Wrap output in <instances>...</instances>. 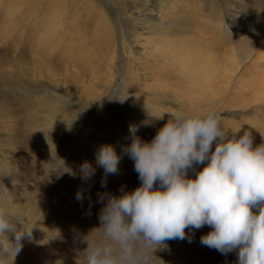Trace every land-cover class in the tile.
Masks as SVG:
<instances>
[{
	"label": "rangeland",
	"instance_id": "374dc122",
	"mask_svg": "<svg viewBox=\"0 0 264 264\" xmlns=\"http://www.w3.org/2000/svg\"><path fill=\"white\" fill-rule=\"evenodd\" d=\"M184 49L219 60L208 81L178 64ZM211 109L230 135L264 142V0H0V198L22 205L23 240L54 233L63 263L81 260L80 237L100 226L108 198L141 183L127 154L105 178L101 145L121 143L119 154L131 128L150 141L171 113ZM185 231L191 239L165 241L155 264H236V251L201 243L210 226Z\"/></svg>",
	"mask_w": 264,
	"mask_h": 264
},
{
	"label": "clouds",
	"instance_id": "9594fccd",
	"mask_svg": "<svg viewBox=\"0 0 264 264\" xmlns=\"http://www.w3.org/2000/svg\"><path fill=\"white\" fill-rule=\"evenodd\" d=\"M130 132L131 143L119 154L114 145H101L96 164L106 178L119 171L127 154L141 183L108 198L100 226L80 237L86 245L80 264H155V251L165 241L191 239L185 229L205 225L211 231L201 236L203 245L225 254L236 251V264H264V142L254 146L251 131L230 135L215 109L171 113L150 141L135 128ZM198 165L204 167L190 177ZM81 171L87 178L95 168L86 161ZM16 222L0 209V264H15L23 237L30 234ZM13 234L15 241L9 239Z\"/></svg>",
	"mask_w": 264,
	"mask_h": 264
},
{
	"label": "bare ground",
	"instance_id": "6f19581e",
	"mask_svg": "<svg viewBox=\"0 0 264 264\" xmlns=\"http://www.w3.org/2000/svg\"><path fill=\"white\" fill-rule=\"evenodd\" d=\"M150 16H153V14H150L149 16L144 17L145 19L144 18L143 19L148 21L150 19ZM147 21L145 23H147ZM188 49L178 51V57H179L178 64H181L184 67V69L188 68V70L192 73L191 79L193 83H204L205 80L208 81L211 74L215 72L214 69H212V65L213 68L217 67L219 65V60L215 57V55H213V58L211 59L208 57H202L201 54L197 52H196L197 56L195 57L194 56L195 52L192 54ZM159 98L161 99L162 95H160ZM114 143L115 142H113L112 145L116 146L118 149L122 145L121 143H115V144ZM15 181L17 180L15 179ZM6 195L8 194L6 193L2 198H0L1 199L0 209L3 208L4 211L7 210L10 213V215L12 214V209L16 211V214L18 216V218L16 217V221L19 224L21 223L23 218H25L24 217L25 211L22 210L23 208L22 205H19L20 203L9 202L8 197ZM56 227L57 225L54 223L50 225L49 230L52 231ZM33 234L34 236L30 239L31 241L23 240L22 242L23 247L15 257V264H65L63 263L65 262V259H62V257H59L57 254L58 249L57 246L55 245L56 239L52 237L54 233H49L48 230L44 232L35 230ZM52 239H54V242H52ZM24 247L26 249L29 248L30 252L23 253L25 252L23 250ZM14 254L15 253L13 251L12 255ZM75 264H80V260L78 261V263Z\"/></svg>",
	"mask_w": 264,
	"mask_h": 264
}]
</instances>
